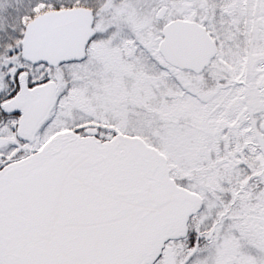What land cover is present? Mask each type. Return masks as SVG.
Returning <instances> with one entry per match:
<instances>
[{
	"label": "snow or ice",
	"instance_id": "snow-or-ice-1",
	"mask_svg": "<svg viewBox=\"0 0 264 264\" xmlns=\"http://www.w3.org/2000/svg\"><path fill=\"white\" fill-rule=\"evenodd\" d=\"M0 264H264V0H0Z\"/></svg>",
	"mask_w": 264,
	"mask_h": 264
},
{
	"label": "flooded vegetation",
	"instance_id": "flooded-vegetation-1",
	"mask_svg": "<svg viewBox=\"0 0 264 264\" xmlns=\"http://www.w3.org/2000/svg\"><path fill=\"white\" fill-rule=\"evenodd\" d=\"M185 75L187 76V74L185 73Z\"/></svg>",
	"mask_w": 264,
	"mask_h": 264
},
{
	"label": "rangeland",
	"instance_id": "rangeland-1",
	"mask_svg": "<svg viewBox=\"0 0 264 264\" xmlns=\"http://www.w3.org/2000/svg\"><path fill=\"white\" fill-rule=\"evenodd\" d=\"M185 75V74H184ZM186 76V75H185Z\"/></svg>",
	"mask_w": 264,
	"mask_h": 264
}]
</instances>
